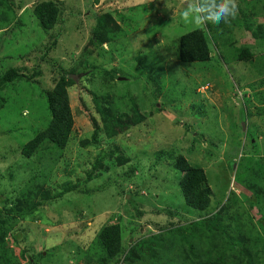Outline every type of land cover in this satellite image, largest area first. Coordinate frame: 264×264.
Segmentation results:
<instances>
[{"label": "rangeland", "instance_id": "obj_1", "mask_svg": "<svg viewBox=\"0 0 264 264\" xmlns=\"http://www.w3.org/2000/svg\"><path fill=\"white\" fill-rule=\"evenodd\" d=\"M37 1L11 0L14 9L19 5L20 10L8 25L0 26V71L8 67L26 75L39 71L32 79L9 83L1 92L0 191L9 190L14 195L10 186L14 180L16 190L30 181V185L43 183L52 192L61 190L68 181L78 187L51 202L42 199L46 204L39 208V215H31L25 222L29 234L32 231L30 239L29 235L24 237L26 230L18 239V246L24 243L26 250L20 263L28 264L31 254L46 250L48 254L44 251L41 260L44 264H81L83 257L77 259L80 251L90 246L104 224L119 219L122 245L126 246L130 230H136L138 225L141 237L157 232L160 226L172 227L175 233L176 226L214 212L228 197V211L221 214L216 228L230 222L227 216L233 211L243 209L245 214L239 224L238 219H231L226 226H231L229 232L238 240L250 238L245 243L259 237L256 230L264 239V231L258 227L264 205L260 211L258 197L245 186L246 182L258 184L257 180L263 186L264 181V101L259 100L264 93V39H255L252 34L256 23H264V0H237L235 16L221 23L230 28L225 44L216 47L209 39L211 58L188 63L177 58L180 35L198 27L210 34L207 23L196 26L182 21L184 0H102L108 3L106 11L117 19L122 31L98 48L88 43V34L102 2L87 10L88 0H62L61 20L52 29L44 30L30 8ZM247 20L249 30L244 25ZM50 35L57 36V43L46 50L44 45L51 41ZM244 46L256 55L252 62L237 57ZM84 47L88 55L81 53ZM95 66L111 71L112 80L91 73L84 84L97 94H108L123 111L136 105L145 120L132 127L130 135L120 143L118 137L110 139L100 128L98 144L83 145L80 141L91 138L93 125L77 89L71 87L74 125L67 146L58 152L43 145L36 154L24 157L21 145L42 130L49 119L44 90L53 86L59 70L70 71L72 78L84 81L83 73H76ZM159 71L165 72L162 77L157 76ZM151 77L160 82L154 83ZM159 150L166 153L156 163ZM177 154L206 171L213 192L206 209L197 210L184 203L178 185L181 173L171 159ZM118 156L129 157L128 164L136 166L133 178H123L128 164H120ZM53 157L56 161L51 167ZM11 171L17 173V178L12 179ZM89 171L93 173L90 179ZM119 186L125 191H120ZM142 191L147 192V197ZM231 191L238 198L234 200ZM159 208L172 212H156ZM171 220L174 224H169ZM9 245L18 253L17 242L10 241ZM259 255V263L264 264V252Z\"/></svg>", "mask_w": 264, "mask_h": 264}, {"label": "trees", "instance_id": "obj_2", "mask_svg": "<svg viewBox=\"0 0 264 264\" xmlns=\"http://www.w3.org/2000/svg\"><path fill=\"white\" fill-rule=\"evenodd\" d=\"M97 2L102 3L98 4L99 7L96 11L94 10L95 22L88 34V43L95 48L110 41L122 31V27L117 19L112 16L110 11H106L108 3H104L102 0H88L86 2L87 10L91 9L92 5L94 6ZM10 3L11 0H0V26L8 25L10 20L15 19V15L20 10L19 5L15 10L14 4L11 5ZM62 4V0H39L32 2L30 8L33 16L38 20L44 30H50L61 20V13L63 11ZM247 21H244V25L249 30L250 24L249 20ZM206 26L208 27L210 36L200 27L191 29L180 35L177 58L181 62L208 61L211 58L209 39H211L213 45L216 47L225 44L226 31L230 28H224V25H216L210 22H207ZM254 30L252 34L255 36V39H264V23H256ZM233 31L234 29L232 33ZM212 33H215L217 37L215 35L212 36ZM260 33L262 34L258 37L256 34ZM50 38L51 41H48L46 43L47 45H44L46 50H50L57 43V36L50 35ZM81 53L88 55L87 48L84 47ZM237 57L252 62L256 55L250 53L244 46L239 48ZM83 64L85 66L86 62L83 61ZM140 65L144 69H147L146 64L140 63ZM86 68L76 73L82 72L83 74L80 76L84 81L82 79L77 80L76 78H72L71 74L73 73L70 71L59 70L58 77L53 86L44 90L46 110L49 114V119L42 130H37L32 138L21 145L20 152L24 157H30L36 154L43 145L58 152H61L67 146L71 139L74 125V116L70 105L69 94L71 87L77 89L79 101L83 105L82 108L89 112L90 122L93 125L91 138H84L80 141L83 145H97L99 142L98 131L100 128L107 132L106 136L108 138L114 140V138L117 139L118 137V143H120L123 137L130 135L132 127H136V125L141 124L145 120L146 117L143 112L138 110L136 105L132 106L128 111H123L113 100L108 98V94H97L84 84L85 77L91 73L102 75L104 80H108L109 78L112 80L111 71H102L101 69H97L96 66ZM150 69V66H148V70ZM164 73V71H159L157 76L162 77ZM36 75H39V71L34 70L30 75H26L25 72L15 67H8L5 71H0V109L3 107L4 102L1 92L9 83L32 79ZM77 77L79 76L77 75ZM152 81L154 83L160 82L158 78H154ZM157 89L161 91V85H158ZM262 94V97L259 96V100L263 102L264 93ZM86 96L90 97V99L87 100L85 98ZM6 132L10 134L9 129H6ZM116 145L121 148L118 144ZM121 150L124 149L121 148ZM165 153L166 151L163 150L157 151V155L154 158L156 163L159 161L161 155ZM167 154L169 155V151ZM117 158H119L120 164L123 162H127L126 164H128L130 159L129 157L121 158L119 156ZM171 159L173 161V167L181 173L178 185L184 203L197 210L206 209L211 203V195L213 192L204 168L191 164L182 154L172 156ZM51 160L52 167L56 161V157H53ZM135 168V165L129 163L122 174L123 178L125 180L133 178ZM261 170L264 175V165H262ZM11 172L12 179L17 178V173ZM91 172L89 171L87 174L88 179L93 175ZM47 176L45 174V177ZM31 182H28L24 187L18 186L17 190V181L10 182L11 189L15 190L14 195H11V191L9 190L0 191V264H21L20 259H22V256L24 257L26 250L24 249V243L18 246V239L21 237V232L25 230L24 237L29 235L30 239L32 231L29 234L25 222L30 220L29 217L31 215H39V208L46 204L42 199H47L48 202H51L68 190H77L78 187L77 184L70 185L68 181L64 182L61 190L52 192V189L43 187V183L30 185ZM257 182L258 184L246 182L245 186L252 190L253 195L258 197L261 211V204L264 205V181H262L263 186L259 185L261 180H257ZM118 188L120 191L124 190L123 187L119 186ZM143 192V196L147 197V192ZM231 193L233 194L234 200L238 198L237 193L233 191ZM229 200L228 197L225 203L219 205L214 212L207 214L203 218L188 219L184 225L176 226L178 230L175 233L172 231V227L160 226L157 232L148 233L141 237L139 236L140 227L138 225L136 230H130L131 240L129 241V238H127L126 246L122 245L124 236L122 234L123 227L120 220L109 222L97 230L90 246L80 251V256L77 259L83 257L81 264H260L258 261L260 260L259 253L261 251L264 252V239L261 238V232H258L254 226L253 229L257 231L256 234L259 237L251 239V243H245V239L249 240L250 238L235 239L228 230L231 226L226 227L231 224V219H238L237 223L240 221L242 215L245 214L243 209L238 213L233 211L227 216L230 222L227 223L225 221L223 226L216 228V222H219L221 214L226 210L228 211ZM235 204L238 205V202L235 201ZM164 209L159 208L155 210L156 212H172L171 209ZM137 212L141 213L142 211ZM262 222L264 223L263 212L262 220L258 223V227L260 230L262 229L263 233L264 225L261 224ZM171 223L174 224L172 220L169 224ZM10 241L17 242L18 253L10 247ZM236 241H239L241 245L240 250L237 249ZM187 243L188 247H186ZM259 244L260 248L258 247ZM44 251L47 252L46 250H41L35 254H31L27 259L28 264H35V261H40V264H44L41 261L45 257ZM75 264H78V262L76 261Z\"/></svg>", "mask_w": 264, "mask_h": 264}, {"label": "clouds", "instance_id": "obj_3", "mask_svg": "<svg viewBox=\"0 0 264 264\" xmlns=\"http://www.w3.org/2000/svg\"><path fill=\"white\" fill-rule=\"evenodd\" d=\"M237 9V0H184L180 17L185 24L202 26L211 22L219 25L228 23Z\"/></svg>", "mask_w": 264, "mask_h": 264}]
</instances>
